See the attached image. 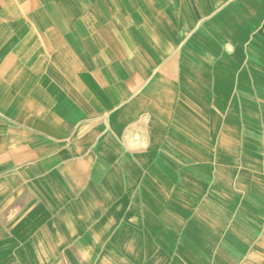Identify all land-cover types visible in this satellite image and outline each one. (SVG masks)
I'll use <instances>...</instances> for the list:
<instances>
[{
    "label": "crops",
    "instance_id": "0c3cea01",
    "mask_svg": "<svg viewBox=\"0 0 264 264\" xmlns=\"http://www.w3.org/2000/svg\"><path fill=\"white\" fill-rule=\"evenodd\" d=\"M0 264H264V0H0Z\"/></svg>",
    "mask_w": 264,
    "mask_h": 264
},
{
    "label": "clouds",
    "instance_id": "9594fccd",
    "mask_svg": "<svg viewBox=\"0 0 264 264\" xmlns=\"http://www.w3.org/2000/svg\"><path fill=\"white\" fill-rule=\"evenodd\" d=\"M145 120H147V117H145ZM147 145H145V147H146Z\"/></svg>",
    "mask_w": 264,
    "mask_h": 264
}]
</instances>
